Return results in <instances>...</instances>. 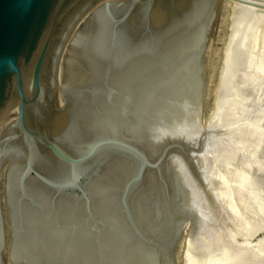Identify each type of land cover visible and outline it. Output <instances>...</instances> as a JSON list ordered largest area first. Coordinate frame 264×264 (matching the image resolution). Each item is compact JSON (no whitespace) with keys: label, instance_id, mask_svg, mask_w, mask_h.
I'll return each mask as SVG.
<instances>
[{"label":"water","instance_id":"1","mask_svg":"<svg viewBox=\"0 0 264 264\" xmlns=\"http://www.w3.org/2000/svg\"><path fill=\"white\" fill-rule=\"evenodd\" d=\"M167 1L0 0V169L10 157L22 156L25 169L18 179L22 200H30L22 181L35 177L54 190L53 199L67 195L83 201L89 216H93L91 183L120 169L117 204L131 240L143 242L173 264L183 228L188 223L191 228L195 221L192 211H186L178 201L169 157L176 152L195 173L203 140L185 135L149 136L146 131L142 136L122 130L113 134L133 101L122 80L124 65L136 50L165 49L166 34L155 33L152 21L160 20V10ZM221 2L211 1L198 58L205 67L199 113L207 71L205 53ZM90 11L84 53L94 65V76L73 86L79 70H71L68 87L58 90L63 104L57 105L54 93L65 45ZM162 24L170 33L181 27ZM139 193L140 198L136 197ZM135 197L147 226L141 224L142 216L134 214L131 201ZM4 206L6 209L5 194ZM0 219V262L8 264L2 255L5 233L1 206ZM154 223L163 227L150 226ZM7 233L11 242L9 226ZM8 256L11 264H22L21 259ZM43 264L62 263L47 260Z\"/></svg>","mask_w":264,"mask_h":264},{"label":"bare ground","instance_id":"2","mask_svg":"<svg viewBox=\"0 0 264 264\" xmlns=\"http://www.w3.org/2000/svg\"><path fill=\"white\" fill-rule=\"evenodd\" d=\"M211 1L180 0L173 5L170 0L166 2V5H162L163 12L160 10V20L152 21V26L155 33L166 34L163 46L165 49L163 51L136 50L124 65L122 80L131 92L133 101L126 117L113 134L117 135L122 130L139 136H142L145 131L149 136L184 135L185 123L187 125L190 123L187 134H194L196 125L193 126L192 120L199 112V89L205 68L204 65L199 64L198 58ZM230 1L236 4L241 3L239 0ZM244 3L247 6L241 10L251 13L249 8L255 4ZM91 11L82 19L65 45L62 61L64 60L67 67V77L62 84L60 83V88L68 87L70 71L73 69L79 70L78 78L72 83L73 86L84 83L94 76V65L84 53ZM143 15L144 12L141 9V24ZM250 18L244 16L238 22L240 23L243 19L247 22ZM164 22L171 28L175 25L178 28L181 27L173 28L170 33L166 31L170 28H165L162 24ZM238 22L236 21L234 25ZM238 26L241 28L237 27L239 35H236L235 39L230 38L233 44L239 41L246 30L244 23ZM232 47L230 46L228 50L226 48V55L231 54ZM237 52L234 50L233 57L231 56L234 59L225 64V73L230 75V79L236 72L234 70L238 62L235 58ZM205 54L208 55V47ZM57 79H59L58 74ZM225 83L223 84L225 88H229L232 84L230 81ZM185 136L191 139L196 137ZM204 145L201 153H210L209 149L212 145L209 142ZM24 160L25 158L18 155L10 157L4 172V194L7 206L5 221L8 223H6V229L8 230L9 226L12 242L10 246V235H8V254L12 259H21L22 264H43L47 260L60 261L62 264H170L158 251L145 246L139 240H131L127 232L129 229L123 221L124 217L117 204L119 189L117 183L122 175L120 169L113 171L111 175H102L91 183L90 188L94 194L91 200L93 216H89L83 201L67 195L53 199L54 190L35 177L22 181L24 192L30 198L28 201L22 200L18 189V179L20 180V174L25 169ZM169 162L176 177L178 201L186 211H192L195 225L200 220L197 209L205 205L198 206L199 200L194 196L197 187L194 190V186L190 185L195 182L189 166L176 152L170 153ZM104 176L106 178H103ZM136 197L140 198V193ZM136 197L131 204L138 218L143 215V211L139 208ZM140 218L141 224L147 226L144 222L145 215ZM150 226L160 229L163 224L154 223ZM44 259L46 261H43Z\"/></svg>","mask_w":264,"mask_h":264},{"label":"rangeland","instance_id":"3","mask_svg":"<svg viewBox=\"0 0 264 264\" xmlns=\"http://www.w3.org/2000/svg\"><path fill=\"white\" fill-rule=\"evenodd\" d=\"M239 2L222 1L208 41L201 110L192 120L196 125L194 134H187L190 123H185L184 135L196 136L203 140V146L209 142L213 147L210 145V153L201 154L197 167L194 166L195 173H191L195 183H189L194 190L197 187L194 196L199 200L198 206H205L197 209V225L190 228L188 223L183 228L174 249L173 264H264V0ZM244 2L255 4L253 9L249 8L251 13L241 10L247 6ZM243 13L251 18L239 23ZM236 21L238 24L234 25ZM243 23L246 30L234 45L230 38L239 35L237 27ZM230 46H234L232 52L238 51L236 72L231 79L225 73V64L234 59V53L226 55ZM66 69L61 60L54 93L57 105L63 104L58 90L67 77ZM228 81L231 86L223 87ZM6 165L7 162L0 169L5 233L2 255L11 264L4 206Z\"/></svg>","mask_w":264,"mask_h":264}]
</instances>
